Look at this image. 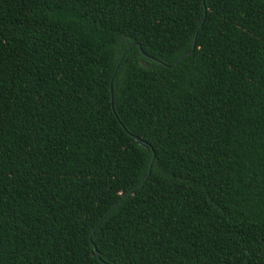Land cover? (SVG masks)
<instances>
[{"label":"trees","instance_id":"obj_1","mask_svg":"<svg viewBox=\"0 0 264 264\" xmlns=\"http://www.w3.org/2000/svg\"><path fill=\"white\" fill-rule=\"evenodd\" d=\"M0 264H264V0H0Z\"/></svg>","mask_w":264,"mask_h":264},{"label":"water","instance_id":"obj_2","mask_svg":"<svg viewBox=\"0 0 264 264\" xmlns=\"http://www.w3.org/2000/svg\"><path fill=\"white\" fill-rule=\"evenodd\" d=\"M202 23H203V20L199 23V25H198V29L201 27ZM195 37H196V36H195ZM130 48H131V46L128 47L127 50L130 49ZM194 49H195V42L193 43V47H192V49H191L189 52L185 53V54L179 59V61H177L173 66H176V65L180 62V60H182L185 56L190 55V54L194 51ZM125 52H126V51L123 52L122 57H123V55L125 54ZM122 57H121V59H122ZM135 140L138 141V142H141V139L138 138V137H135ZM153 160H154V157H153V158L151 159V161H150L149 169H148V172H147L145 178L143 179V181H141V183H139V184L136 185L135 187L140 186L141 184H143V183L148 179V177H149V175H150V171H151V166H152ZM123 196H124V195H123ZM111 209H112V208H111ZM111 209H110V210H111ZM110 210H109V211H110ZM109 211L105 214V216L109 213ZM100 222H101V221H100ZM95 228H96V227H95ZM95 228H93V229L91 230V232H90V238H91L92 234L94 233ZM90 243H91V245L93 246L96 255L98 256V251H97L95 245H94L91 241H90Z\"/></svg>","mask_w":264,"mask_h":264}]
</instances>
